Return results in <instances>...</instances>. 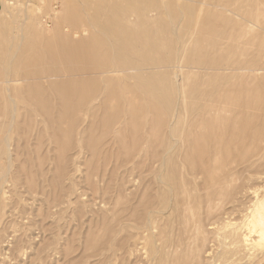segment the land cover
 Here are the masks:
<instances>
[{
  "label": "rangeland",
  "instance_id": "rangeland-1",
  "mask_svg": "<svg viewBox=\"0 0 264 264\" xmlns=\"http://www.w3.org/2000/svg\"><path fill=\"white\" fill-rule=\"evenodd\" d=\"M232 1L233 0H228V2H230L231 5L226 4V5L230 6L229 8L231 10H234L236 8L239 9V7H240V10L242 9V7H244L243 9H245V6H246L247 10L248 9L249 10L255 9V10H253V12H256L257 9H260L259 12L255 13V15L257 14V18H258L256 20V22L253 24H250L247 22V24L251 25L250 29L253 32L252 31H251V33L249 32L250 35H247L246 37L251 36V37H255V39L257 41L258 40L262 41V39H264L263 38V36H264V21L262 22L259 20L262 19L260 11H262L261 9H263V11H264V5H263L264 0H255V3H253L249 0L251 2V3L250 2L249 3L252 4V5H250V7H249L248 1H246V0H243V1L239 0L240 1L239 3H238V1L235 0L237 2L236 5H235V2L234 1L232 2ZM225 2H226V0H225ZM242 2H243V4H241ZM259 3L260 4L262 3L261 4L262 6ZM224 4H225L224 0H0V56H3L2 55L3 51H5L7 48H9L10 46H13V45L14 46H20L21 49L24 50L25 55H29V54L33 55L34 51L30 50L29 45L30 44L32 45V43L35 41V37H37V35H36L37 31H38V33L42 34L41 31H43V30L48 31L51 28H59V27L63 28L64 27L66 29V28H68L67 27L68 25L71 28H79L80 27V29H87V33L83 37L90 38L93 35L97 34L99 38H101L103 41L106 42L107 46L110 45L111 47H113V49H114L118 39L122 42L124 40H129L130 43L132 44L134 50H132V51L129 50L130 55L125 53L124 51L120 52L118 57H119V59H123V60L126 57V59L128 58L131 62L137 63L138 65L142 66L143 72H140V74H139L140 76L137 75L138 74L137 71L133 72L134 74L132 73V75H134V77H136V81L138 78L139 82L141 81L142 84H145L146 86H148L147 89L149 88L148 89L149 92L151 91L155 95L157 94L156 96L161 95L160 96L161 98L163 96V98H162V99H164L163 102H162L161 98H159V97L158 98L165 105L168 104L167 102H169L170 106H173L176 104L177 98H179L181 96H186L187 97L186 102L188 104H191V101H192V103H194V104H191V106L194 107L195 103H196V105H198L199 102H201V104L204 102H209L210 100H211L210 102H212L213 98H208L207 99L208 101H205L204 99L200 100V96L203 94L207 95L210 90L215 91V89H216L215 87L218 85L217 84L218 82L214 81L213 83L209 84L207 82L208 76L206 74H203L205 72L204 68L203 69L200 68L198 73H197L196 70H198V68L195 69V67H192L191 58L197 59V56H201V57L203 56L200 59H203L206 61H208L210 59H214L215 57L213 55L214 54L213 45L215 43L223 44L226 40V37H228V35H227L229 32L228 28H230V27L234 28L233 25L238 26L239 24H242V17L236 13L233 14V12L230 10L227 11V8L223 7ZM238 4H240L241 6L240 5L238 6ZM53 9H56V10H53ZM262 13L264 15V12H262ZM58 14H61V16H59ZM211 14H213V15H211ZM74 15H81V16L84 15L83 18H85L81 22V25H78L76 23L77 25H75V26H77V27L72 26L73 22L71 21V19H69ZM260 16H261V18H259ZM56 17H57V19H56ZM92 17H94V18L91 20V22L88 21ZM263 19H264V16H263ZM218 20H219V22H218ZM230 20L231 21L233 20L232 21L233 24L231 23ZM234 20H236V21L240 20L241 23L239 22V24L237 25L238 22L235 23ZM223 21H225V25L223 24ZM228 21H230V22H228ZM226 24L227 25L231 24L232 26L230 25V27H226L227 31L226 30L224 31V29H226L225 28ZM175 26H177V27L175 28ZM236 26H235V28H236ZM39 28L40 29L42 28L43 30L41 29V31H40ZM239 28H236V30H238ZM207 29H209V30H207ZM46 31L43 32L44 36H48V34H49V36H53L54 34L56 35V33H53V31H51V30H50L51 32L50 31L47 32L48 34L46 33ZM231 31H232V29H231ZM257 32H259L258 34L260 36L257 34ZM225 33H226V35H225ZM223 35L226 36L224 40H222ZM261 35H263V36L261 37ZM258 36L260 37L259 39H258ZM107 37H108V40H107ZM205 39H207V40H205ZM177 45L179 47L181 46L180 50H178ZM200 46L201 47L203 46L202 48L204 50L202 49V51H199L198 49ZM187 48H188V50H187ZM149 49H150V51H149ZM156 50L158 51V53ZM173 50H174V52H173ZM252 51L255 52V50H252ZM251 53H253V52H251ZM145 54H146V56H145ZM149 54H150V56H149ZM183 54H185V55H183ZM177 55H179V56H177ZM121 56H122V58H121ZM190 56H191V58H190ZM219 57L220 58L222 57V61L229 59V56L226 53H223L221 56H218L217 58H219ZM244 57H247V56H244ZM188 58H189V60L185 61ZM220 58H219V61H221ZM126 59L124 61L128 60V59L127 60ZM150 59H152V60H150ZM171 59H172V61H171ZM153 61L154 62H164V64H166V66H165V68L161 67L159 69L158 68H149L148 66H150L152 63H154ZM149 62H150V64H149ZM179 62H181V64H183L184 66L181 65ZM145 63L146 64L148 63L147 68H146V66L144 67ZM175 64L177 65V67L174 66ZM178 64H179V66H178ZM181 66H183V67H181ZM187 66H188V68H187ZM155 71H157V73ZM174 71L175 72L179 71V72H181V74H179V72H178L179 76H177L174 73ZM190 71H193V72H190ZM202 71H203V73H202ZM136 72H137V74H136ZM206 72L209 73V70L208 71L206 70ZM221 73L227 76L228 71H226V70L220 71V74ZM229 74H230V72H229ZM229 74H228V76H229ZM186 75H189L188 77H190V78H186L187 77ZM134 77L130 80V84H132V83L134 84V82H136ZM179 77H181V78H179ZM176 78H177V80H176ZM139 79H142V80H139ZM180 79H181L182 83H180L181 82ZM138 81L136 83H138ZM19 84H20V86L17 85V87H18V90H20L19 93L21 95L19 94V96H18V98L19 97L20 98L17 99V105H21L22 103L23 104L21 106H17L16 114L18 115V117L15 114L16 117L14 116V119H13L14 126H13V124H12V126H13L12 128H11V126H9V124L12 123V119L10 117H5L4 121H3V119H1V121H0V124L6 123L5 129H3L4 131L2 130L3 134L1 133L2 136L4 135V133L9 134V131L12 130V131H10L11 134L8 135V138H10V140L9 139L8 140L10 141L9 144H11L9 146V151L12 154L11 155V161H14V164H13V162L10 163L12 165L11 170L9 172L10 175L7 176L8 175L6 173V162L7 161L5 162L4 160H5V158H8V155L5 152V149H6L5 142L0 141V161H1L0 162L1 163V165H0L1 166L0 167V176L3 177L1 179V186L3 185V181L5 182L4 185L2 187H0V196H1L0 197V264H98V260H95L96 258L89 257L90 255H88V253L89 254L92 253L91 250L89 251V249H88L89 252H87V249H85V248L89 247V246H86L89 244L88 243L89 242L88 237L89 236L92 237L93 234L96 233V230H101V229H98V226L100 225L101 221L103 223L104 220L102 218L107 219L105 214H107L109 216L108 218H110L112 216V212H114L113 209H115V212L118 211L119 213H121L120 205L123 203V201H124V205L121 206V208H122V210H125V212H129V211L135 212L136 209L134 210V208H139L137 211H140V212L146 208H152V210H155L154 208L156 206L157 209L155 211L161 210V213H162V214L160 213V214H156V215H160L163 217V222L161 221V223L162 224L164 223V227H165L166 231H168V233L171 234L172 236H174L175 238H177L179 236L180 230H182V228L185 227V225H186L184 218H185V216H187V214L189 212H186V213L184 212V210H185L184 209L185 207H183L184 205L181 206L180 199L179 198L177 199V197L175 195H172L170 193V190H169L170 185H168V184L172 180V179L169 180V177L171 178L172 160L174 161L175 155L178 154V153L176 154V152H180V151H177V149L179 148V150L182 151L186 146V144H185L186 139H185V135H184L185 133L183 131L187 130V126H188L187 123L189 124V121L188 122L186 121L187 119H183V120L178 121L179 122V123L177 122L178 126H177V124H175V122L168 121L171 123L167 122V125L168 124H170V125H168L169 128H167L168 127L167 126L166 129H163L164 131L161 130V128H165V125H164V127H163V125H160L161 131H163L164 133L168 132L167 133L168 135L165 134L166 136L162 135L163 133L157 129L159 127V124H158L157 125L158 127H156V129H157L156 132L162 133L161 134L162 138L159 137L160 133L158 134V138L159 139L161 138L160 140L156 139L157 133H152L150 131V129H147V128H151V126H152V125L149 126L150 124H148V122H146V124H144V126H143L144 129L142 127L143 130L141 129L140 133L136 132L139 134L143 133V131L146 132L145 134L144 133L142 134L143 136L148 134L147 136L142 137V138L138 137L140 135H137L135 132H133L134 130L132 128L131 129H129L130 127L127 128L126 124H129V123L124 122L125 128L123 127L124 125L122 124L121 125L122 126L121 127L122 132L117 133L116 131L113 132V131H109V130L104 129L103 126L101 125V123L98 122L97 125L95 124L97 128L94 125L93 131L91 132V133H93L92 134L93 139H91V136L88 135L91 133L87 132V134L85 133L84 135H82V134L77 135V133H76V136L74 135V140H76V141L78 140V141L76 142L73 140L74 146H72V148H71V143H72L71 140L73 138H71V140H68L70 138L66 134V136H67L66 141L70 142V148H71L70 149L69 148V142L68 143L65 142V138H64L65 135L62 132V130H60L61 131V134H60V133H58L59 132L58 130L56 131V129H54L55 125L51 123L52 121H50V120H52L51 117L53 118V116L49 115V117H48L49 119L46 118V120L48 119L49 122L45 124L46 120H45V117H43L45 115H34L33 117L28 115V111H30V110L42 111L41 110L42 108L40 107V105H37V104L36 105L35 104H26L23 102L22 99H23L24 95L22 93L24 92L26 87H25V84H23L22 82H20ZM180 84L181 85L183 84L184 86L183 85L181 86ZM225 85L226 84H224V82L220 84V86H225ZM19 87H21L23 91ZM181 91H183V92H181ZM201 91H204V92H201ZM3 92H5V91L3 90ZM8 93L9 92L6 91L5 94H8ZM201 93H203V94H201ZM196 95H197V97H196ZM261 96H263V95H261ZM261 96H259L260 99L258 98L256 100V102L259 100H262V98L264 99V96L262 98H261ZM5 97H6V95H4V93L2 95H0V98H2V99H0V105H1V108L4 107L3 109L6 108L5 106H3L4 102H2V101H4ZM173 98H174V102H173ZM169 99H171L170 101L172 103L169 101ZM190 99H191V101H190ZM18 100H20V103L21 102L22 103L20 104L18 102ZM214 102H215V100L212 103L213 104H215V103L220 104L219 103L220 101H216L215 103ZM263 102L264 101L259 102V104H260L259 106H261L260 108L258 106L255 107V109L258 107V109H256L258 112L256 111L254 113L255 109L252 108V109H254L253 112H252V109H250L251 114L254 113L256 115H259L260 118L261 117L263 118L264 114H263V116H261L262 115L261 112L264 113V108H262V105H264ZM25 104H26V106H25ZM29 108H30V110H29ZM53 108H55V107L48 106L46 109L47 110L50 109L51 111H54ZM7 109H10V107L9 108L7 107ZM56 110H55V112H56ZM26 116H27V118H26ZM37 116H38V118H37ZM0 118H2V116H0ZM28 118L31 120V122L28 121L29 120ZM33 118H35V119H33ZM5 120H7V121H5ZM14 120L16 121V123L14 122ZM39 120H41V122H43V121H45V122L40 123V125H39L38 124L40 122ZM263 120H264V118H263ZM263 120L261 119V120L257 121L256 118L254 119L255 123L262 121L261 123L264 124ZM81 121H82V119L79 120V122H81ZM18 124H19V127H18ZM47 124H49L50 127H49V125L47 126ZM42 125H44V126H42ZM51 125H54V126L51 127ZM98 125L99 126L101 125L100 128ZM145 125L147 126L146 128H145ZM185 125H187V126H185ZM31 126H33V127H31ZM40 126H41V128L42 127H44V128L41 129ZM128 126H130V124ZM180 126H182V127H180ZM101 127H102V129H101ZM174 127L177 128V131L183 130L182 131L183 134L181 131H180L181 133L177 132L176 129L172 130V128H174ZM178 127L183 128V129H178ZM185 127H186V129H184ZM48 128L50 129V131L48 130ZM8 129H9V131H8ZM169 129H170V132H169ZM6 130H7V132H6ZM17 130H19V131H17ZM27 130H29V132ZM148 130H149L150 134L152 133L153 135L152 134L149 135V132L147 133ZM203 130L206 131V128L204 126L201 128H198V132H196L197 131L196 130L194 132V134L196 133V135H197L198 133H202V132H204ZM51 131L52 132L56 131L58 135L55 132L56 136H54ZM27 132L29 133L30 137H28ZM39 133H40V135H39ZM50 133L52 135H50ZM62 133H63L64 137L62 136ZM106 133L109 136L105 137ZM114 133H115V136H114ZM133 133L136 134V137L140 138L139 141L137 139H135L136 137H135V134H133ZM176 133L177 134L179 133V136ZM180 134H182V135H180ZM21 135L24 137H21ZM183 136H184V138H183ZM51 137H53L55 140ZM80 137H82V140ZM84 137H85L86 142H82V141H84ZM89 137H90V140L88 139ZM116 137L119 138V140L118 141L116 140L117 142L116 141L114 142L113 140L117 139ZM120 137H121V139H120ZM148 137H150V139ZM179 137H180V139H179ZM181 137L183 140H181ZM258 137L260 138L259 141L261 143L256 141V140H258ZM258 137L256 138V140H255L254 136L252 138L249 137L250 140L247 138L248 139L247 143H251L253 141L252 139L255 140V143L253 141V143L255 144V146H254L255 149L257 147V144L262 145L259 148L257 147V149H256L257 151L255 150L256 153L259 154V149H260V154L258 156L254 155V153H253L254 147H252V145L250 146V144H249V146L251 148H249V149L247 148L249 146L246 145V138H243V140L245 141V144L241 138L236 139L237 141L233 142L234 144L235 143L239 144V146L241 147V148L237 147V144H236V147L238 148V150L237 151L234 150V153L232 152L233 147H234L233 144L231 145V146H233L232 150L229 146V148L231 150V154H234V156L232 155V157L234 158L235 156H237V157H235L236 159H239L243 163V165H247V166L242 165V168H241V166H240L241 162L239 160H238L239 162L237 160H235L239 165L237 164L236 168H234L236 166V164H231L229 166L230 167L233 166L231 168L240 169V171H243L242 177H243L244 181H245L244 178H246L248 174L253 173V176H252L253 181H252V179L250 180L252 182L253 186H255V183L257 185V183L261 182L260 176L262 175L261 172H263L262 169H264V158H263L264 157V148H262L264 145V132H263V134L259 135ZM111 138H113V140H111ZM52 139L54 141H56V143H54V141L52 142ZM94 139H95L94 143L99 142L100 145L102 143L101 146H99L97 144V147L100 149L103 146V149H104V150L100 149V151H99V149L97 148L98 152L96 153V155L95 154L92 155V153H89L90 150L87 148V146H89L91 144V142L93 143ZM96 139H98V140H96ZM25 140H28V141H25ZM87 140H89V141H87ZM108 140L111 142L109 143ZM184 140H185V142H184ZM61 141L63 142V144H61L62 143ZM135 141L137 143H135ZM180 141H182V142H180ZM64 142L67 143V147H66ZM73 143H72V145H73ZM78 144H80V146ZM84 144H86L85 148H84ZM243 144H244V146H243ZM82 145H83V148H82ZM181 145H183V146H181ZM79 147H80V150H79ZM176 147H178V148H176ZM180 147H182V149ZM74 148H75V151L72 150ZM105 148L107 150V152H106L107 155L105 153V151H106ZM173 148L174 149L176 148L175 149L176 152L174 151ZM229 148H227V149H229ZM133 149H136L135 153H134ZM220 149H221V150H219L220 152L222 150H224L223 147H221ZM234 149H235V147H234ZM241 149L244 151L249 150V151H247L248 153H250L248 156H250V155L252 156V153H253V155H254L253 158L254 157L255 158L253 159L251 157L250 160L246 161V159H245L243 161L244 158L241 159V157H240V155L243 154L242 153L243 151H241ZM250 149H252V150H250ZM63 150L65 152H63ZM78 150L80 151V154L78 156L79 158L77 157V155H78L77 151ZM132 150H133V153L136 154L137 156L133 155V153L131 154ZM172 151L175 153H173ZM90 152H92V150ZM154 152H156V155L158 153L159 158H157V160H155V162H154L155 164L153 163L154 164L153 165L152 159L154 157L156 159ZM98 153H99V155L101 153V155H104L105 157L102 158V156L100 155L99 158L97 159ZM153 153H154V156H153ZM159 153H161L162 155L160 156ZM238 153H239V155H238ZM173 154H174V156H173ZM166 156L168 158H165ZM67 157H68V159H71V160L69 161L67 159ZM151 157H152V159H151ZM259 157H261V158L257 159ZM64 158H65V162H64ZM76 159H77V161H76ZM247 159H248V157H247ZM66 160H68V161L66 162ZM160 160L162 161V163ZM251 160H253L252 164L250 163ZM255 161H259V162L254 163ZM236 162H234V163H236ZM59 163H61V165L63 164V166H59ZM158 163H159V165H158ZM54 164H55V166H54ZM57 164L59 167L57 166ZM164 164H166L167 168H165L166 166ZM250 164H251V166L254 164V167H251ZM255 164L256 165L258 164L257 167L261 169V172H259L257 170ZM66 165H68V166H66ZM238 166H240V167L238 168ZM60 167H62V168L60 169ZM63 167H65V168L63 169ZM69 167H71V168H69ZM135 167H137V168H135ZM244 167H245V169H244ZM75 168H76V170H75ZM157 168H159V169H157ZM133 169H134V173L132 174ZM62 170H63V174L60 173V171L62 172ZM253 170H254V172H253ZM3 171H5V174L3 173ZM68 171H69V173H68ZM167 171L168 172L170 171V172L168 173ZM256 171H257V173H259V175L255 174ZM14 172H15V174H14ZM244 172H246V173L244 174ZM16 173H17V175H16ZM67 173H68V175H67ZM58 174H61L59 179H61V177L64 179V180L62 179V181L60 180L61 183H59V180H58L59 186L57 184L58 178L56 177V175H58ZM254 174H255V177L258 176L260 180L258 178L257 179L254 178ZM220 175H223V172ZM17 176L19 177L18 181H17ZM159 176H161V178ZM162 176L164 178L167 176L166 179L163 178V180H162L163 182L161 181ZM262 176H264V175H262ZM126 178H128V180ZM135 178H138V179H135ZM248 178L250 179V176ZM164 180H167V182ZM255 180H257V181L255 182ZM258 180H259V182H258ZM137 181H139V182H137ZM250 181H249V183H248V179L245 181L244 184H246V183H247V185L249 184L248 186H246V188L250 187V185H251ZM238 182L240 183L241 187L245 186V185L241 184L242 178L238 179ZM172 183H173V181H172ZM200 183H201V185L203 184L201 187L204 190L202 189L200 191L194 192V194L196 196H199V194L200 195L204 194V195L202 196V199L200 200V206L201 207L200 208L196 207L197 211L205 208L204 196L208 193V191L206 189L207 185L205 184V182L203 180H200ZM31 184H33V186ZM156 184H158L159 187ZM161 184H163V185H161ZM111 185H113V186H111ZM116 185H118L117 186L118 191L115 190ZM166 185L169 186L167 189V192H168L167 196L168 197L165 195V194H167V192H165L166 188H167ZM260 185H261V183L259 184V187H258V185L255 187L251 186V188H253V190H254V192L252 190V195L256 194V195H258V197L256 195H254V197L250 196L251 195V191H250L251 188H250V190H249V188H247L249 191H246V192L244 191L245 195H244V192L239 194L240 198L241 197L246 198L250 194L246 198V199H248L249 202H247L245 199H241L242 201L240 200L241 202H243L242 205H244V201L247 204V205H244V207L247 208V210L246 209L245 210L249 211L248 213L243 212L244 208H242L241 202L239 201L240 198H236V201H235L234 198L237 196L236 193H235L236 195L234 194V198L232 196H230L228 199H226V201H224L225 206L223 205L222 209L220 210L221 213L217 212V214H216L219 218L215 215L216 219L218 220V221L216 220V222H218V223L215 222V224H213L211 227H208L209 229L207 231L211 232L208 237H212L214 239V241L218 244L224 243V247H229V248L232 247L234 249V248H236V246L238 244L240 245L241 244L240 243L241 242V238H240L241 236L240 235L244 231L248 230L247 227L244 228V226H247L248 225L247 222H249L248 219H251L250 215H252V212L254 209L253 202L255 204H257L258 200L261 199L264 195V192H262V190H263L262 188H261V192L258 193V191H257V189L260 188ZM106 186L108 188H106ZM119 186L122 187V188L120 187L121 190H119L120 188L118 189ZM164 186H165V189H164L165 191H163ZM134 187H136V188H134ZM160 188H161V190H160ZM238 189L236 191H239ZM105 191L106 192L108 191L107 193L109 195V199L106 198V196H108V195H107V193L105 194ZM109 191H111V192L109 193ZM255 191H257V192H255ZM119 192L122 194H119ZM164 192H165V194H164ZM102 193H103V195H102ZM157 193L160 196H158ZM246 193H249V194H246ZM161 194H163V198L161 197ZM120 196H121V199H120ZM149 196H150V200H148ZM143 197L145 198V200L142 199ZM169 197L173 198V199H169ZM249 197H251V198L249 199ZM100 198H102V199H100ZM104 198H106L107 200ZM151 198H152V202H153V200H155V202L157 201L155 205L153 203H151ZM253 198L254 199L256 198V199L254 200ZM110 199H111V201L109 202V205L107 206V204H108L107 201ZM162 199H163V201L165 200V203L161 201ZM114 200H115V202H114ZM119 200H121V201L119 202ZM143 200H144V202H142ZM202 200H204V201H202ZM220 200L221 199H218V201H220ZM227 200H229V201L233 200V202L230 203V202H227ZM125 201L128 203V205L126 204ZM128 201H130V203L132 202L131 203L132 205L130 204V207H133L132 209L131 208L129 209V202ZM111 202H113L114 204L111 205ZM160 202L165 208L162 205H161V207H158V206H160ZM234 202L238 203L237 206L241 205L240 206L241 208H239V206L236 207V209H238V210L240 209L238 211L240 214H241V209H242L241 215L235 209L236 205H234ZM135 203H136V206H135ZM149 203H151V204H149ZM125 204L128 207L127 206L124 207ZM152 204L154 205V207L152 206ZM175 204H176V206L174 207ZM118 205H119V208H118ZM141 205H143V206H141ZM171 205H172L173 215H172V211L170 212ZM233 206H234V208H233ZM249 206L251 207V209ZM227 207H229V208H227ZM248 207H249V209H248ZM228 209L233 210V212H232V210L231 211L229 210L232 214L228 211ZM226 210H227V212H226ZM104 211H105V213H104ZM107 211H109L110 213ZM118 212H117V214H118ZM195 212H196V209H195ZM234 212L236 215L234 214ZM250 212H251V214H250ZM228 214L230 215V217L229 216L227 217ZM247 214H249V215H247ZM169 216L170 217L172 216V217L169 218ZM174 216H176V217H174ZM240 217H242V218H240ZM245 217H247L248 219ZM180 218H182L183 220ZM229 218H230V220H229ZM106 219L104 222H106ZM166 219H167V221H166ZM222 219L225 220V221L223 220L224 223H223ZM236 219H238L239 221ZM98 220H99V223H98ZM175 220H177V221H175ZM219 220H220L221 224L219 223ZM228 220H229V222H228ZM243 220H248V221L243 222ZM68 221L70 222V224ZM91 222H93V223L91 224ZM102 223H101V226H99V228L103 227ZM228 223H231V224H228ZM242 223H244V224L246 223V224L244 225ZM63 224L67 227H63L64 226ZM96 224H97V226H96ZM105 224H104V227H105ZM79 225H80V227H79ZM94 225H95V227L93 228ZM107 225H109V223ZM219 225H220V228H223L222 229L223 232L219 231L217 229V228H219L218 227ZM221 225H222V227H221ZM237 225L240 227L241 226L243 227V228L241 227L242 229L240 227L237 228V231L241 232V234L238 232L240 234V235L238 234L239 239L237 237L238 235L235 237V235L237 233V232H235L236 229L233 230L234 227L235 228L237 227ZM175 227H176V229H175ZM167 228H168V230H167ZM53 229L55 230V232ZM170 229H173V230H170ZM226 229L228 231H230L229 234L233 235L234 237L230 236L228 233H225ZM242 230H243V232H242ZM83 232H85V234ZM64 233H66V234H64ZM174 233L177 235H175ZM219 233H220V236H219ZM221 234L224 237V239L221 238L222 237ZM253 234H255V233H253ZM226 235H227V237H226ZM229 236L233 238L232 239L233 240L232 246L230 245L232 240L229 239ZM253 237H256V234L253 235ZM257 238H255V239L257 240ZM52 239L55 241L53 242ZM78 239H79V241H78ZM84 239H86L88 242L85 243L86 240H84ZM90 239H92V238H90ZM228 239H229V241H228ZM237 240H238V242H237ZM200 241L202 242L203 240H198L195 242L201 243ZM207 243H209V242L207 241ZM234 243H236V244H234ZM256 243L254 245L253 252L255 253L256 257L258 255V257H257L258 262H256L257 258L255 257L253 252L250 253V255H251L250 258H252V259H250V261L252 264L254 261H255L254 262L255 264H259V263L264 264V257H262L263 256L262 254L264 252V249H262V248H264V247H262L264 245H262V244H264V242H260V243L258 242V245L260 244L259 246H256ZM62 244H63V246H62ZM218 244L215 247H217L218 250H221L222 247H218ZM56 245H57V247H56ZM62 247H64L66 251ZM259 250H261L262 253ZM63 251H64V253H63ZM257 251H259V252H257ZM65 252H67V253H65ZM247 253H249V252H247ZM240 254L244 255V251L239 252V255L237 254L238 258L239 257L242 258V256ZM246 254H245V256H246ZM50 255H51V257H50ZM254 258H255V260H254Z\"/></svg>",
  "mask_w": 264,
  "mask_h": 264
},
{
  "label": "bare ground",
  "instance_id": "bare-ground-1",
  "mask_svg": "<svg viewBox=\"0 0 264 264\" xmlns=\"http://www.w3.org/2000/svg\"><path fill=\"white\" fill-rule=\"evenodd\" d=\"M233 1L235 2V5L237 4L236 1H238V3L240 2L239 0H236V1L233 0ZM246 1H248V3L250 1L255 3V0H250V1L246 0ZM224 3L225 4L223 7L227 8V11L230 10L233 12V14L236 13L242 17V24H239L240 20L239 21L234 20L235 23L238 22L237 25L239 24L238 26L233 25L234 28L230 27L231 24H229V25L226 24L225 28L230 27V28H228V30H229V32L227 34L228 37L223 35L224 37L222 36V40H224L226 37L225 42L223 44L215 43L213 45V47H214V54L213 55L215 57L214 59H210V60L206 61V60L200 59L203 56L202 57L197 56V59H192L190 56V58L192 60V62H191L192 67H195V69L198 68V70H196L197 73H198L200 68H202V69L204 68L205 72L203 73V71H202V73L206 74L208 76L207 82L209 84L213 83L214 81L218 82L217 83L218 85L215 87L216 88L215 91L210 90L207 95L201 93L203 95L200 96V100L204 99L205 101H208L207 100L208 98H213L212 102L214 100H215V102L220 101L219 102L220 104H217L215 102H214L215 104H213L212 102H210L211 101L210 100L209 102H204L202 104H201V102H199V104H198L199 106L196 105V103H195L196 106L194 105V107H193V106H191V104H194V103H192L191 99H190L191 104H188L186 102L187 101L186 96H181L182 98L181 97L177 98L176 104L173 106H170L169 102H167L169 105L163 104L162 103L164 100V99H162L163 96L161 98L160 97L161 95L156 96L157 94L155 95L151 91L149 92V90H148L149 88L147 89L148 86H146L145 84H142L141 81L139 82L138 78H137L138 83H136L137 82L136 77H134V75H132V73L137 71L138 74H137V72H136V74L139 75L140 72H143L142 66L138 65L137 63L131 62L127 58L129 60L128 61L126 59V57H125V59L127 61H124L125 59L124 60L119 59L118 55L120 52L124 51L125 53L130 55L129 50L130 51L134 50L133 46L129 40H124L122 42L118 39L116 42V45L113 49V47H111L110 45H109L110 47L107 46L106 42L103 41L101 38H99L97 34H95V35L92 34L93 36L90 38L83 37L84 35H86L87 29H80V27L79 28H71L68 25L67 26L68 28H66L67 30L64 27L63 28L62 27L61 28L60 27L59 28H51L50 30L53 31V33H56V35L54 34L53 36H49V34L47 33L50 30H48V31L45 30L46 33L48 34V36H44L43 32H45V31L42 28L41 29L43 31H41V29L39 28V30L42 32V34L38 33V31H37V33L35 32L37 37H35V41L32 43V45L31 44L29 45L30 50L34 51L33 55H31V54L25 55L24 50H22L20 46H14L13 45V46H10L9 48H7L5 51H3V54H2L3 56H0V95H2L3 93H4V95H6V97L4 98V101H2V102H4L3 106H5L6 108L3 109L4 107L1 108V105H0V116H2V118H0V121H1V119H3V121H4L5 117H10L12 119V123L9 124V126H11V128L14 126L13 119H14V116L17 112V106H21L23 104L22 102H21L22 103L21 104L20 100H18V102L21 105H17V99L20 98V97L18 98V96L20 94L19 93L20 90H18L17 85L20 86V84H19L20 82L25 84V87H26L24 92L22 93L24 95V97L22 99L23 102L26 104H35V105L37 104V105H40V107L42 108L41 109L42 111H39V110L34 111V110H30V108H29L30 111H28V115L31 117H33L34 115H45V116H43V117H45V120H46V118L49 117V115L53 116V118L51 117L52 120H50V121H52L51 123L54 124L55 126L51 125V127L54 126V129H56V131L58 130L59 131L58 133H60V134H61L60 130H62L65 137L63 136V133H62V136L65 138V142H67V143L69 142V141H66L67 136L70 138V139L67 138L68 140H71V138H73L71 140L73 143L74 141H76V140H74V135L76 136V133H77V135H79V134L84 135L85 133L87 134V132L91 133L93 131V126L95 124L97 125L98 122L101 123V125L103 126L104 129L109 130V131H113V132L116 131L117 133L122 132V129H121L122 126L121 125L122 124L124 125V122L129 123L130 126H128L129 124H126L127 128H129V127H130L129 129L132 128L134 130L133 132H135V133L136 132L140 133L144 124H146V122H148V124H150L149 126H151V125L152 126H151V128H147V129H150V131L152 133H157L156 132L157 129L160 130V128H161L160 125H163V127L165 125V128H161V130L166 129V127L168 125H170V124L167 125L168 121L175 122V124H177L178 121L183 120V119H187L186 120L187 122L189 121V124L187 123L188 126L185 125V126H187V130H185L186 132L183 130L177 131L176 127L178 126V124H177V126L175 125L176 127L172 128V130L176 129L177 132L183 131L185 133L184 135H185L186 142H185V140H184V142H185L186 146H185V148L183 147L184 149L182 151L179 150L178 147H176V148H178L177 151H180V152H176V150H175L176 148L175 149L173 148L174 151L176 152V154L177 153L178 154L175 155L174 161L172 160L171 178L169 177V180L170 179H172V180L168 184V185H170V188H169L170 193L172 195H175L177 197V199L178 198L180 199L181 206L184 205L183 206V207H185L184 208L185 210L183 209L184 212L185 213L189 212L188 213L189 215L188 214H187V216L184 215L185 216L184 221L186 223L185 227H183L182 230H180L179 236L177 238H175L174 236L169 234L168 231H166V229L164 227V223L163 224L161 223V221L163 222V217L160 215H156V214L161 213V210L155 211L157 209L156 206L154 208L155 210H152V208H146L144 210L142 209L143 211L140 212V211H137L139 208H134V210L136 209L135 212H133V211L125 212V210H122V208H121V206L124 205V201H123L124 199H123L122 200L123 203L121 202L122 204L121 203H120L121 205L119 204L120 209H121V213H119L117 211L118 212V214H117V212H115V209L112 208L114 211V212H112V216L110 218H108L109 216L107 214H105L107 219L102 218L104 221L106 219V222H104V221H103V223H102V221L100 222L99 226H101V223H102L103 227L99 228V226H98V229H101V230H96V233L93 234L92 237L89 236L88 237L89 239L87 238L89 242L86 239H84V240H86L85 243L86 242L89 243L88 245H86L89 247L85 248V249H87V252H89L90 250L92 252L90 254L88 253V255H90L89 257L96 258L95 260H98V264H252L250 261V259H252V258H250L251 257L250 253L253 252L255 243L257 242L256 246H259L260 244L258 245V242L259 243L264 242V195L261 199H259V200L257 199L258 200L257 204H255L253 202L254 209H253L252 215H250L251 219H248L247 217H245L249 220V222H247L248 225L244 226V228L247 227L248 230L243 232V230H244L243 229L242 230L243 233L241 234L240 231H237V228L240 226L237 225L236 228L235 227H234V229L232 228L233 230L236 229L235 232H237V233H236L235 237L239 233L241 234V235L239 234L241 236L240 237L241 242L239 241L241 244L240 245L238 244L236 246V248L233 249L231 247L232 248L231 249L229 247H224V243L218 244L214 241V239L212 237H208L209 234L211 233V232L207 231L209 229L208 227H211L213 224H215V222L217 220L215 215L217 214V212L221 213L220 210L222 209V206L224 205V201H226V199H228L230 196H232L234 198L235 193L237 194V196L234 198L236 201V198H240L239 194L243 193L244 191L245 192L249 191L251 186H253L252 182L250 181L252 179L253 173H250L248 175L246 174L247 175L246 178L248 179V183L250 181V184H251L250 187H247V188H249V190H248L246 188V186H248L249 184L248 185H247V183L244 184L247 179L244 178L245 181L243 180V177H242L243 171H240V169H234L237 167V164H238L235 160L238 161L239 159L235 158L237 156H235L234 158L232 157V155L234 156V154H231V150H232V147L234 146L235 149L233 147V150H232V152L234 153V150L237 151L238 150L237 147H240V146H239V144H237V143L234 144L233 142L237 141L236 139L241 138L245 144V141L243 140V138H246V145L249 146V144H250V146L252 145V147H254L255 146L254 143H255L256 138L259 135L263 134V132H264V124L261 123L262 121H259V122L263 126L259 122L255 123V121H254L255 118L257 121L261 120V119L263 120V118H264V117L260 118L259 115L254 114L257 111L256 109H258V107L259 108L261 107V106H259L260 105L259 102L264 101V99L262 98L264 96V39H262V41H260V40L257 41L255 39V37H251V36L246 37L247 35H250V33L252 31L250 29L251 25L247 24V22L250 24L255 23L256 20L258 19L257 14L255 15V13L259 12L260 9L256 8L257 11L253 12V10H255V9H252V10L248 9L247 10L246 6H245V9H243L244 7H242V9L240 10V7H239V9L236 8L234 10H231L229 8L230 7L229 5H231L230 2H228V0H226V2H225V0H224ZM250 3H249V7H250V5H252ZM263 3H264V1H263ZM226 4H229V5H226ZM241 4H243V2ZM239 5L240 4H238V6ZM53 10H56V9H53ZM261 10L262 11H260V13H261V16L263 19L264 15L262 12H264V11H263V9H261ZM58 15L61 16V14H58ZM211 15H213V14H211ZM83 16L74 15L71 18H69L73 22L72 26H75L77 24L81 25V22L85 19V18H83ZM261 16L259 18H261ZM93 18L94 17H92L88 21L91 22V20ZM56 19H57V17H56ZM262 19H260L259 21L263 22L264 19L263 20ZM230 21H228V22H230ZM232 21H231V23H232ZM218 22H219V20H218ZM223 24L225 25V21H223ZM235 26H236V28H239V27L240 28L238 30H236ZM75 27H77V26H75ZM176 27L177 26H175V28ZM231 29H232V31H231ZM207 30H209V29H207ZM225 30L227 31V28L224 29V31ZM226 33H225V35H226ZM258 33L259 32H257V34ZM259 36H258V39L260 38ZM262 36L263 35H261V37ZM263 38H264V36H263ZM107 40H108V37H107ZM205 40H207V39H205ZM202 47L200 46L198 50L202 51V49H203ZM180 48H181V46L180 47L178 46V50H180ZM251 49L255 50V52L252 51ZM187 50H188V48H187ZM149 51H150V49H149ZM173 52H174V50H173ZM251 52H253V53H251ZM157 53H158V51H157ZM223 53L228 54L229 59L222 61V57L221 58L219 57L221 59V61H219V58H217V57L221 56ZM179 55H177V56H179ZM183 55H185V54H183ZM145 56H146V54H145ZM149 56H150V54H149ZM244 56H247V57H244ZM121 58H122V56H121ZM150 60H152V59H150ZM188 60H189V58L185 61H188ZM171 61H172V59H171ZM179 63L181 64V62H179ZM147 64L145 63L144 67L146 66V68H147ZM149 64H150V62H149ZM181 65H183V64H181ZM165 66H166V64H164V62H154L148 67L159 69L161 67L165 68ZM174 66L177 67L176 64ZM178 66H179V64H178ZM183 66H181V67H183ZM187 68H188V66H187ZM206 70L207 71L209 70V73L206 72ZM225 70L228 71L227 76L222 74V73L220 74V71H225ZM155 72L157 73V71H155ZM178 72L179 71H176V72L174 71V73L177 76H179V74H181V72H179V74H178ZM190 72H193V71H190ZM229 72H230V74H229ZM228 74H229V76H228ZM186 76H187L186 78H190V77H188L189 75H186ZM133 77H134L136 82H134V84L133 83L130 84V80ZM181 77H179V78H181ZM139 80H142V79H139ZM176 80H177V78H176ZM180 81H181V79H180ZM223 82L226 85L220 86V84ZM180 83H182V81ZM19 88H21V87H19ZM3 90L5 92H3ZM21 90H22V88H21ZM6 91H8L9 93L5 94ZM183 91H181V92H183ZM201 92H204V91H201ZM261 95H263V96H261ZM259 96H261L262 100H259L256 102V100L259 98ZM158 97L162 99V102L159 100ZM196 97H197V95H196ZM0 99H2V98H0ZM170 100L171 99H169V101ZM173 102H174V98H173ZM26 104H25V106H26ZM263 104H264V102H263ZM48 106L55 107V108H53L54 111H51L50 109L47 110L46 108ZM256 106H258V107L255 109ZM7 107L8 108L10 107V109H7ZM252 108H254L255 111ZM262 108H264V105H262ZM250 109H252V112L254 111V113L251 114ZM55 110H56V112H55ZM261 113H262L261 116H263L264 113L263 112H261ZM16 116L18 117L17 114H16ZM26 118H27V116H26ZM37 118H38V116H37ZM33 119H35V118H33ZM80 119H82L81 122H79ZM7 120H5V121H7ZM47 120H46V122L45 121H43V122H45V124H46L49 122V120L48 121ZM28 121L31 122L30 119ZM39 121H40L38 123L39 125H40V123H43V122H41V120H39ZM14 122L16 123L15 120H14ZM171 122H168V123H171ZM5 124L6 123L0 124V141H4L5 145H6L5 152L7 153L8 158H5L4 161L5 162L7 161L6 162V173L8 174L7 176H9L10 175L9 172H10L11 166H12L10 163L13 162V164H14V161H11V155L12 154L9 151V146L11 144H9L10 138H8V135L11 134L10 131H12V130L9 131V129H10L9 128L8 129L9 134L4 133V135L2 136V134H3L2 130L5 129ZM12 124H13V126H12ZM158 124H159V127L157 126ZM48 125L49 124H47V126ZM96 125H95V127H96ZM42 126H44V125H42ZM100 126H99V128H100ZM203 126L206 128V131L203 130L204 132H202V133H198L197 135H196V133L194 134V132L196 130H197L196 132H198V128H201ZM18 127H19V124H18ZM31 127H33V126H31ZM49 127H50V125H49ZM123 127L125 128V125ZM146 127L147 126L145 125V128ZM156 127H158V128L156 129ZM180 127H182V126H180ZM40 128H41V126H40ZM42 128H44V127H42ZM167 128H169V126ZM101 129H102V127H101ZM143 129H144V127H143ZM178 129H183V128L178 127ZM184 129H186V127ZM48 130L50 131L49 128H48ZM17 131H19V130H17ZM27 131L29 132V130H27ZM163 131H161L163 134L159 132L160 133L159 137H161V138H162L161 134L166 136L165 134L168 133V132L164 133ZM6 132H7V130H6ZM55 132H52L54 136H56V134H57V132H56V134H55ZM148 132H149V130L147 131V133ZM169 132H170V129H169ZM183 132H182V134H183ZM135 133H133V134H135ZM139 133H136V134L140 135L138 137H141V138L148 135V134H146L143 136L142 134L146 133L144 131L141 134H139ZM159 133L156 134L157 135L156 139H159L158 138ZM66 134H67V136H66ZM92 134L93 133L88 134L91 136V139H93ZM136 134H135V137H136ZM151 134L149 132V135H151ZM182 134H180V135H182ZM39 135H40V133H39ZM50 135H52V134L50 133ZM177 135L179 136V133ZM106 136H109V135H107V133H106L105 137ZM114 136H115V133H114ZM253 136L255 137V140L252 139L254 141V143H253V141L251 142L252 144L247 143V140L249 139V137L252 138ZM21 137H24V136L21 135ZM28 137H30L29 133H28ZM85 137H84V141H82V142H86ZM121 137H120V139H121ZM138 137H136L135 139H137L139 141L140 138H138ZM51 138H53V137H51ZM80 138L82 140V137H80ZM148 138L150 139V137H148ZM183 138H184V136H183ZM53 139H52V142L55 140V139L54 140ZM88 139L90 140V137ZM179 139H180V137H179ZM259 139L260 138L258 137V140H256V141L260 142ZM89 140H87V141H89ZM96 140H98V139H96ZM111 140H113V138H111ZM116 140L118 141L119 138H117L113 141L115 142ZM181 140H183L182 137H181ZM25 141H28V140H25ZM136 141H135V143L138 142V141L137 142ZM94 142H95V139H94L93 143L91 142V144L89 143L90 145L87 146V148L90 151L92 150V152L89 151V153H92V155L93 154L96 155V153L98 152L97 144L99 146L102 145V143L100 145L99 142H97V143H94ZM110 142L111 141H109V143ZM180 142H182V141H180ZM54 143H56V141H54ZM67 143H65L66 147H67ZM72 143H71V148H72V146H74V143H73V145H72ZM61 144H63V142ZM232 144H233V146H231ZM236 144H237V147H236ZM244 144H243V146H244ZM78 145L80 146V144H78ZM85 145L86 144H84V148L86 147ZM181 146H183V145H181ZM229 146H230L231 150H230ZM250 146L247 148L248 149L251 148ZM260 146H262V145L257 144L258 148ZM221 147L224 148V150L221 151L222 153L219 151V150H221L220 149ZM257 147H256V149H257ZM69 148H70V142H69ZM82 148H83V145H82ZM106 148H105V150H106ZM180 148L182 149V147H180ZM227 148H229V149H227ZM262 148H264V145ZM100 149H103V146ZM100 149H99V151H100ZM136 149H133L134 153H135ZM256 149L254 147L253 153H254V155L258 156L260 154V149H259V154L256 153V151H257ZM72 150L75 151V148ZM79 150H80V147H79ZM79 150L77 151V153H78L77 157L80 154ZM133 150H132L131 154L133 153ZM250 150H252V149H250ZM241 151H243L242 152L243 154L241 153L242 155H240V157H241V159L244 158L243 161L245 159H246V161L250 160V158L251 157L253 158V156H254L253 153H252V156L251 155L248 156L250 153H248L247 151H249V150L244 151L241 149ZM63 152H65V151L63 150ZM106 152H107V150L105 151V153ZM175 152H173V153H175ZM134 153H133V155H136ZM154 153H155L156 159H155V157L153 159L151 157L152 164L155 162V160H157V158H159L158 153H157V155H156V152H154ZM154 153H153V156H154ZM159 154H160V156L162 155L161 153H159ZM100 155H101V153H100ZM100 155L98 153L97 159L99 158ZM106 155H107V153H106ZM238 155H239V153H238ZM101 156H102V158L105 157L104 155H101ZM173 156H174V154H173ZM247 157H248V159H247ZM65 158H64V162H65ZM165 158H168V157L166 156ZM260 158L261 157H259L257 159H260ZM67 159H68V157H67ZM77 159H76V161H77ZM68 160L70 161L71 159H68ZM68 160H66V162ZM234 162H236V163H234ZM252 162H253V160H251L250 163L252 164ZM256 162H259V161H255L254 163H256ZM161 163H162V161H161ZM63 164L61 165V163H59V166H63ZM166 164H164V165L166 166ZM231 164H236V166L234 168H231V167H233V166H231V167L229 166ZM251 164H250V166H251ZM0 165H1V163H0ZM158 165H159V163H158ZM242 165H243V163L241 162V164H240L241 168H242ZM257 165H256L257 170L259 172H261V169L258 168ZM54 166H55V164H54ZM57 166H58V164H57ZM66 166H68V165H66ZM240 166H238V168ZM243 166H247V165H243ZM65 167H63V169ZM251 167H254V164ZM61 168L62 167H60V169ZM69 168H71V167H69ZM135 168H137V167H135ZM165 168H167V166ZM157 169H159V168H157ZM244 169H245V167H244ZM75 170H76V168H75ZM262 170L264 172V169H262ZM222 172H223V175H220V174H222ZM246 172H244V174ZM253 172H254V170H253ZM263 172H261L262 175H264ZM3 173L5 174V171H3ZM60 173L63 174V170H62V172L60 171ZM68 173H69V171H68ZM68 173H67V175H68ZM133 173H134V169H133L132 174ZM14 174H15V172H14ZM61 174L56 175V177L58 178V179L56 178L57 184H58V180H59V183H61V181L63 179L62 177H61V179H59ZM255 174L259 175V173H257V171ZM255 174H254V178L259 179L258 176L255 177ZM16 175H17V173H16ZM262 175L260 176L261 180L259 179L261 182H259V180H258L259 183H257L258 187H259V184L261 183L260 188L257 189L258 193L261 192V188L263 189L262 192H264V176H262ZM249 176H250V179L248 178ZM159 177L161 178V176H159ZM166 177L164 178L162 176L161 181L163 180V178L166 179ZM2 178L3 177L0 176V187H2L5 183L3 181V185L1 186V179ZM18 178L19 177L17 176V181H18ZM241 178H242L241 184L245 185V186L242 185L243 187H241L240 183L238 182V179H241ZM126 179L128 180V178H126ZM135 179H138V178H135ZM200 180H203L205 182V184L207 185L206 189H207L208 193L204 196V199H205V208H203L204 210L201 209V210L197 211L196 207H199V208L201 207L200 206V200L202 199V196L204 195V194L200 195L198 193L199 196H196L194 194V192H197V191H200L203 189L201 187L203 184L201 185ZM164 181L167 182V180H164ZM172 181H173V183H172ZM252 181H253V179H252ZM256 181L257 180H255V182ZM137 182H139V181H137ZM163 184H161V185H163ZM31 185L33 186V184H31ZM156 185L158 186V184H156ZM257 185L255 183V186H257ZM58 186H59V184H58ZM111 186H113V185H111ZM117 186L118 185L115 186L116 187L115 190H117ZM255 186H253V187H255ZM120 187L121 186H119L118 189ZM168 187L169 186H167L166 191H165L164 190L165 186H164L163 191L167 192ZM106 188H108V187L106 186ZM121 188L119 190H121ZM134 188H136V187H134ZM237 189L239 191H236ZM160 190H161V188H160ZM252 190H253V188H251V190H250L251 195L249 194L250 192L246 193V194H249L250 196L254 197V195H256V194L253 193L254 195H252ZM257 191H255V192H257ZM107 192L105 191V194ZM110 192L111 191H109V193ZM120 192H119V194H122ZM165 192H164V194H165ZM245 192H244V195H245ZM253 192H254V190H253ZM103 193H102V195H103ZM107 195H108V193H107ZM165 195L167 196L168 192ZM158 196H160V195L158 194ZM256 196L258 197V195H256ZM161 197L163 198V194H161ZM106 198L109 199V195L106 196ZM106 198H104V199H106ZM246 198L241 197L239 199V201L241 199H245L247 202H249L248 199H246ZM250 198L251 197H249V199ZM100 199H102V198H100ZM120 199H121V196H120ZM142 199L145 200L144 197ZM169 199H173V198L169 197ZM218 199H221V200L218 201ZM144 200L142 202H144ZM148 200H150V196H149ZM110 201H111V199L107 201L108 204L105 202L107 204V206L109 205ZM120 201L121 200H119V202ZM161 201L165 203V200L163 201V199H162ZM202 201H204V200H202ZM114 202H115V200H114ZM128 202H129V209L130 208L132 209L133 207H130V204L132 202L131 203H130V201H128ZM156 202H155V200H153V202H152V198H151V203H153L155 205ZM227 202L231 203V202H233V200L232 201L227 200ZM151 203H149V204H151ZM242 203L243 202H241V205H242ZM113 204L114 203L111 202V205H113ZM126 204L128 205L127 202H126ZM126 204L124 207L127 206ZM153 204H152V206L154 207ZM237 204H238L237 202L236 203L234 202V205H236L235 209L238 206H239V208H241L240 207L241 205L237 206ZM119 205H118V208H119ZM161 205L162 204L160 202V206H158V207H161ZM244 205H247L245 203V201H244ZM244 205H242V208H244L243 212L248 213L249 211H246L247 208H245ZM135 206H136V203H135ZM141 206H143V205H141ZM175 206H176V204L174 205V207ZM249 207H248V209H249ZM227 208H229V207H227ZM233 208H234V206H233ZM170 209H171L170 210V212H171L172 211V205H171ZM195 209H196V212H195ZM250 209H251V207H250ZM229 210L231 211L232 209H228V211ZM236 210L238 212L240 209L239 210L236 209ZM107 212H109V211H107ZM226 212H227V210H226ZM232 212H233V210H232ZM104 213H105V211H104ZM229 214L227 215V217L228 216L230 217V215L232 213L230 215ZM234 214H235V212H234ZM241 214H242V209H241ZM250 214H251V212H250ZM172 215H173V211H172ZM247 215H249V214H247ZM171 217L169 216V218H171ZM174 217H176V216H174ZM240 218H242V217H240ZM180 219H182V218H180ZM223 220L224 219H222V221ZM229 220H230V218H229ZM229 220H228V222H229ZM236 220H238V219H236ZM248 220H243V222L248 221ZM166 221H167V219H166ZM175 221H177V220H175ZM224 221H223V223H224ZM92 223L93 222H91V224ZM98 223H99V220H98ZM108 223H109V225H107ZM216 223H218V222H216ZM219 223H220V220H219ZM69 224H70V222H69ZM104 224H105V227H104ZM228 224H231V223H228ZM242 224H244V223H242ZM96 226H97V224H96ZM63 227H67V226L64 225ZM79 227H80V225H79ZM94 227H95V225L93 226V228ZM218 227L220 228V225ZM221 227H222V225H221ZM219 228H217V229L219 231H222L223 228H220V229ZM175 229H176V227H175ZM167 230H168V228H167ZM170 230H173V229H170ZM54 232H55V230H54ZM229 232L230 231H228L226 229L225 233L229 234ZM83 233L85 234V232H83ZM253 233L256 234V237H253V235H255ZM64 234H66V233H64ZM222 234H221V236H222ZM175 235H177V234H175ZM227 235H226V237H227ZM229 235L234 237L231 234H229ZM239 235L237 236L238 239H239ZM219 236H220V233H219ZM230 236H229V239L232 240L233 238ZM90 238H92V239H90ZM221 238L224 239L223 236ZM255 238H257V240ZM79 239H78V241H79ZM229 239H228V241H229ZM198 240H203V241L202 242L200 241L201 243H196L195 241H198ZM54 241L55 240H53V242ZM207 241L209 243H207ZM237 242H238V240H237ZM232 243H233V240L230 243L231 246H232ZM236 243H234V244H236ZM217 244H218V247H222L221 250H218V248L215 247V246H217ZM262 245H264V244H262ZM62 246H63V244H62ZM56 247H57V245H56ZM64 247H62V248H64ZM262 247H264V246H262ZM88 249H89V251H88ZM262 249H264V248H262ZM64 250H65V248H64ZM242 251H244V255H242L243 254L242 253V254H240L242 256V258H240V257L238 258L237 256L239 255V252H242ZM259 251L261 252V250H259ZM259 251H257V252H259ZM247 252H249V253H247ZM63 253H64V251H63ZM65 253H67V252H65ZM245 254H246V256H245ZM253 254L255 255L254 252H253ZM262 255H263L262 257H264V252ZM50 257H51V255H50ZM255 257H256V255H255ZM257 257H258V255H257ZM254 260H255V258H254ZM257 260H258V258L256 259V262H258ZM254 262H253V264H255Z\"/></svg>",
  "mask_w": 264,
  "mask_h": 264
}]
</instances>
